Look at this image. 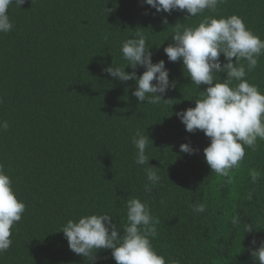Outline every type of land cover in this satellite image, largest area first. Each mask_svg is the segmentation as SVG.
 Here are the masks:
<instances>
[{
  "label": "trees",
  "instance_id": "trees-1",
  "mask_svg": "<svg viewBox=\"0 0 264 264\" xmlns=\"http://www.w3.org/2000/svg\"><path fill=\"white\" fill-rule=\"evenodd\" d=\"M8 14L14 27L0 33V121L9 128L0 131V164L26 210L0 264H116L110 249L98 250L92 261L75 254L60 229L69 219L107 212L122 234L126 201L134 197L160 220L151 243L166 261L259 264L251 241L258 247L264 240V179L252 183L249 172L264 175V140L245 149L229 177L212 172L203 153L210 138L187 132L175 115L195 107L207 86L197 88L182 60L170 62L164 48L176 23L195 27L204 16L237 15L264 40V0H225L215 13L194 17L186 10L157 13L142 0H26ZM137 32L147 37L153 63L164 60L175 82L163 96L168 101L139 102L135 80L103 70L127 64L121 45ZM145 70L135 69L137 76ZM218 75V82L226 78ZM245 79L264 93V55ZM137 130L149 136V165L161 176L150 192L148 165L135 163ZM182 143L199 151L182 153ZM199 204L203 213L194 211ZM234 217L241 224L234 226Z\"/></svg>",
  "mask_w": 264,
  "mask_h": 264
},
{
  "label": "clouds",
  "instance_id": "clouds-1",
  "mask_svg": "<svg viewBox=\"0 0 264 264\" xmlns=\"http://www.w3.org/2000/svg\"><path fill=\"white\" fill-rule=\"evenodd\" d=\"M25 2L0 0V33H8L14 27L8 14L10 6L15 4L21 8ZM224 2L142 0V4L150 6L157 13L170 15L173 11L186 10V17L200 15L205 10L215 13L218 5ZM162 23H168L167 17L162 19ZM170 40L164 48L168 60H182L184 73H187L191 82L197 88L207 86L201 91V98L195 99V107L175 115L185 125L187 132L195 133L199 130L210 138V144L203 149L206 163L216 175L229 177L231 170L239 168L245 157V149L254 150L257 140H264V93H261L257 85L245 79L247 72L254 70L259 58L264 55V40L254 34L243 18L237 15L220 18L204 16L195 27L176 23ZM150 48L147 37L137 32L136 38L126 39L121 45V53L127 64L120 67L112 63L103 70L122 82L135 80L137 87L132 95L139 102L159 104L168 101L163 96L175 88V82H170L164 60L153 63ZM221 55L224 57L223 63ZM126 66H130L133 71L126 72ZM138 66L146 69L139 76L135 71ZM218 73H225L226 78H220L218 82ZM0 103H3L2 97ZM8 128V121H0V131ZM149 141V136L140 130L132 137L137 150L135 163L148 165L144 169L148 181L144 186L146 192H150L161 180L158 168L149 165L150 159L146 154ZM180 151L192 155L199 150L194 149L190 143H182ZM249 176L252 183L264 179L258 170L250 171ZM247 198L252 199L251 192ZM25 210L26 204L18 199L10 176L6 174L4 165L0 164V255L11 247L13 226L21 221ZM194 211L203 213L205 205L195 206ZM159 223L160 220L151 214L147 202L134 197L126 201V222L122 234L120 226L117 227L107 212L85 214L77 220L69 219L61 226L60 232H63L69 249L89 261L95 259L98 250L110 249L116 264H179L174 259L166 261L152 246L151 239L157 236L156 226ZM232 223L234 226L241 224L238 217H234ZM244 229L251 232L253 225L244 224ZM251 245V255L259 264H264V240L257 247V241L253 239Z\"/></svg>",
  "mask_w": 264,
  "mask_h": 264
}]
</instances>
